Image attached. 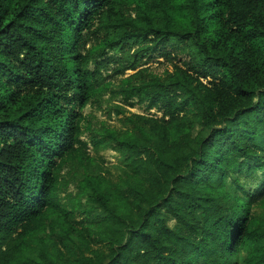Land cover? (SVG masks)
I'll use <instances>...</instances> for the list:
<instances>
[{"label":"trees","instance_id":"obj_1","mask_svg":"<svg viewBox=\"0 0 264 264\" xmlns=\"http://www.w3.org/2000/svg\"><path fill=\"white\" fill-rule=\"evenodd\" d=\"M164 48L185 59L157 73ZM109 90L161 111L99 129L127 160L116 182L80 139ZM69 162L90 228L58 197ZM0 264H264V0H0Z\"/></svg>","mask_w":264,"mask_h":264},{"label":"rangeland","instance_id":"obj_2","mask_svg":"<svg viewBox=\"0 0 264 264\" xmlns=\"http://www.w3.org/2000/svg\"><path fill=\"white\" fill-rule=\"evenodd\" d=\"M163 52L169 53V55H163ZM184 59L185 56L182 53H177L170 48H164L150 52L145 62L155 72L162 73L165 69L171 70L173 62H183ZM103 60L106 63V67L103 68V74L112 83H116L120 76L113 73V68L116 65L115 61L108 60V56H104ZM130 72V70H127L126 74ZM117 109H120L121 112ZM82 112L85 120L82 122L80 139L85 142V148L91 157L88 168L113 182L119 181L124 176L125 170L128 169L127 160L113 143L101 139L99 129L104 125L118 128L130 127V124L128 125L125 122V116L130 113L148 116H160L161 114L159 108L149 107L146 102H134L132 106L126 105L118 95L110 90L104 92L100 101L87 104ZM197 129L198 127L195 130ZM250 162L254 164L257 160L251 159ZM84 170V167L73 162L63 166L58 197L61 204L68 210L71 222L77 226L90 228L99 219L101 209L97 204L87 201L86 196L82 194L81 179ZM237 177L239 184L243 186L242 188H237V193L245 195L259 183L261 170L257 168L251 174L242 171L238 173ZM167 222L169 225L174 224V220L171 217H167ZM92 246L93 248L100 247L105 249L104 244L98 245L93 242Z\"/></svg>","mask_w":264,"mask_h":264}]
</instances>
